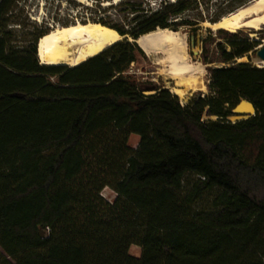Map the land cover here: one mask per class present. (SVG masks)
<instances>
[{
    "label": "trees",
    "instance_id": "1",
    "mask_svg": "<svg viewBox=\"0 0 264 264\" xmlns=\"http://www.w3.org/2000/svg\"><path fill=\"white\" fill-rule=\"evenodd\" d=\"M19 2L0 0V264H264V66L211 67L210 93L182 104L126 74L143 53L128 38L77 66L41 64L50 30L14 44ZM210 2L128 0L131 29L93 22L137 39L216 23L249 0L213 13ZM219 32L224 63L257 45ZM242 99L256 114L232 122Z\"/></svg>",
    "mask_w": 264,
    "mask_h": 264
},
{
    "label": "rangeland",
    "instance_id": "2",
    "mask_svg": "<svg viewBox=\"0 0 264 264\" xmlns=\"http://www.w3.org/2000/svg\"><path fill=\"white\" fill-rule=\"evenodd\" d=\"M128 0H20L16 14L18 15L20 25H12L14 27V44L22 45L26 43L27 33H36V30H52L55 27H59L65 24H71L76 22H88L98 19H104L105 21L117 25L120 28L131 29L135 23L131 21L132 16L128 11L126 5H120L122 2ZM142 2L144 7L157 8L161 4L162 0H135ZM174 1V0H169ZM254 0H249L248 4ZM224 0H211V10L213 13L218 5H225ZM211 22H200L195 28L190 26H180L177 30L182 32L187 41V50L194 62H200L204 65V75L202 78V85L197 88H190L186 91L183 97H179L182 104H187L190 100L195 99L200 95H207L210 93L209 88V68L218 66H229L234 63L251 62L250 55H253L254 51L264 46V26L260 30H247L239 29L237 32L242 38H249L252 41H257V45L254 50L248 52L244 57L237 58L234 62L224 63L221 61L220 53L217 49L218 42H224L227 36L224 30L221 28L214 29ZM172 29V28H169ZM174 30V29H172ZM225 31V30H224ZM227 31V30H226ZM126 36V35H125ZM129 41L135 42L136 39L127 35ZM124 38V39H125ZM123 40V39H122ZM137 43V42H135ZM137 45L143 50V53H137V60L132 68L126 73L132 76L140 85L146 89L145 94H152L155 92V88L169 89L173 94V86H175L172 80H165L162 75L159 74V66L156 64V54L146 52L138 43ZM205 58L209 63H205ZM257 65V64H254ZM260 66H264L260 64ZM54 80V78H52ZM170 83V84H169ZM176 95V94H175ZM232 115L228 119L232 122H236L242 119L234 117ZM215 120L217 117H207L205 119ZM139 137L132 135L130 137V144L134 147L137 146ZM191 176L189 179H193ZM103 197L108 201H113L116 197V193L110 187H106L102 190ZM213 194H206L204 200L199 202L202 207H209L212 205ZM130 253L134 256L141 255V248L133 245L130 248Z\"/></svg>",
    "mask_w": 264,
    "mask_h": 264
},
{
    "label": "bare ground",
    "instance_id": "3",
    "mask_svg": "<svg viewBox=\"0 0 264 264\" xmlns=\"http://www.w3.org/2000/svg\"><path fill=\"white\" fill-rule=\"evenodd\" d=\"M263 26L264 0H254L212 24L214 29L221 28L229 32H237L242 28L260 30ZM126 36L99 22L62 25L53 28L39 39L38 58L43 65L73 67L98 55ZM135 41L146 52L156 54L159 74L165 80L174 82L173 92L176 95L183 97L188 89L202 85L204 65L191 59L186 37L182 32L157 28L141 35Z\"/></svg>",
    "mask_w": 264,
    "mask_h": 264
},
{
    "label": "water",
    "instance_id": "4",
    "mask_svg": "<svg viewBox=\"0 0 264 264\" xmlns=\"http://www.w3.org/2000/svg\"><path fill=\"white\" fill-rule=\"evenodd\" d=\"M175 31V30H174ZM136 42V41H135ZM249 59L253 64H260L264 63V46L257 48L253 55L249 56ZM233 113L239 117L238 119H247L252 115L256 114V108L254 104L248 100H241L240 103L233 109Z\"/></svg>",
    "mask_w": 264,
    "mask_h": 264
}]
</instances>
